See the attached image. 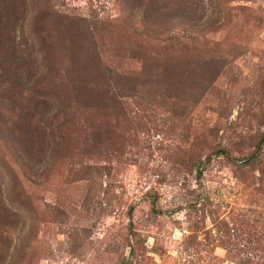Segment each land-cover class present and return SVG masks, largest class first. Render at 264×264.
I'll return each mask as SVG.
<instances>
[{"label":"rangeland","instance_id":"rangeland-1","mask_svg":"<svg viewBox=\"0 0 264 264\" xmlns=\"http://www.w3.org/2000/svg\"><path fill=\"white\" fill-rule=\"evenodd\" d=\"M263 133L264 0H0V264H264Z\"/></svg>","mask_w":264,"mask_h":264},{"label":"trees","instance_id":"trees-1","mask_svg":"<svg viewBox=\"0 0 264 264\" xmlns=\"http://www.w3.org/2000/svg\"><path fill=\"white\" fill-rule=\"evenodd\" d=\"M109 76L112 77L113 74H111ZM115 78H116V80H119V81H121L122 79H124V77L122 75H119V74H116V73H115ZM263 140H264V133L261 135V137H260V139H259V141H258V143L256 145V149H255L253 155L251 157H247L246 158V162H245L246 165H248V164H254L256 162V160H257V157L256 156H257L258 152L261 150V146L263 144ZM28 151H30L29 148H28ZM220 152L222 154H224L225 156H227L226 152H224V151H220Z\"/></svg>","mask_w":264,"mask_h":264}]
</instances>
